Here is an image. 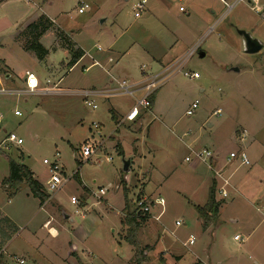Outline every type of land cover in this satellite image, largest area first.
Wrapping results in <instances>:
<instances>
[{"label":"rangeland","instance_id":"obj_1","mask_svg":"<svg viewBox=\"0 0 264 264\" xmlns=\"http://www.w3.org/2000/svg\"><path fill=\"white\" fill-rule=\"evenodd\" d=\"M138 1H16L20 25L34 22L43 12L53 16L55 28L41 40L49 54L39 60L24 51L22 45L17 47L7 31L6 44L0 48V70L12 73L15 88H24L26 72H32L41 82L39 90L50 92L11 97L14 99L7 104L8 120L3 113V122L9 124L4 137L15 133L24 139V145L12 146L4 150L6 153L0 151V174L9 175V160H14L25 162L40 177L49 179L44 160L53 162L59 154L68 182L49 195L43 210L40 201L33 199L24 205L18 200L9 205L8 213L16 217L17 224L9 233L8 227L5 233L1 232L4 227L0 228V247L7 248L0 264H21L17 259L24 264H80L78 256L83 264H134L128 218L136 213L138 198L151 203L162 197L166 203L164 214L163 208L152 205L150 218L136 233L140 249L146 250L142 264H197L199 259L219 264L226 253L235 257L240 251V243H234L233 237L242 230L237 223L228 221L234 216L237 219L238 210L225 211L223 224L218 214L207 230L196 206L208 202L212 172L216 201L221 207L232 202L229 192L234 188L231 182L235 173L236 179L251 168L255 172L252 186L264 187V160L257 157L255 162L259 165L252 166L247 152L253 140L264 143V49L258 54H245L238 34L247 31L264 45L263 11H254L248 0H225L226 5L220 0H148L145 12L135 17ZM86 4L89 8L80 13ZM180 5L191 12V24L182 31L174 22L179 18ZM3 28L5 25H0ZM57 29L97 57L103 55L97 46L106 53L117 39L120 42L115 49L124 53L131 47L130 52L113 70L98 66L86 70L84 67L91 64L89 58L70 70L72 55L58 46ZM8 30L12 33V28ZM196 45L199 50L187 61L189 51ZM200 51L206 52L205 58L199 57ZM107 58L102 57L100 63L107 66ZM157 59L164 64L156 66ZM142 66L147 67L148 74L170 66L182 71L157 90L154 108L143 110L141 117L145 121L140 120L137 125L124 123L116 129L112 109L126 116L144 92L109 100L90 99L97 109L85 104L79 95L89 89H117L114 80L129 84L143 81ZM235 68L240 71H233ZM184 72L197 73L199 78H187ZM196 101L199 106L194 115L187 116ZM16 109L22 117L14 115ZM85 143L100 146L96 156L88 161L82 155ZM204 149L215 157L211 170L193 158ZM241 151L246 152L251 165L242 166L239 160L226 166L222 163L217 169L221 172L218 177L217 162ZM187 157L190 161H186ZM127 161L131 165L125 172ZM124 181L128 183L126 187ZM222 188L228 192L225 199L220 193ZM101 189L106 194L98 198ZM87 198V205L82 206L81 200ZM48 217L55 219L52 227L60 231V237L53 238L48 229L42 228ZM190 237L195 238L194 245H189ZM169 254L179 255L178 262Z\"/></svg>","mask_w":264,"mask_h":264},{"label":"crops","instance_id":"obj_2","mask_svg":"<svg viewBox=\"0 0 264 264\" xmlns=\"http://www.w3.org/2000/svg\"><path fill=\"white\" fill-rule=\"evenodd\" d=\"M16 1L17 0H0V25H2V26L5 25V28L0 29V48H4V46L6 44L5 40H4V36H5L4 34H6L5 32H7V31H9L8 35L11 37V39L15 41L14 44L20 48L22 43L18 40V36L28 25L31 24V23L27 24L26 22H24L23 23L24 25H20V23L17 21L16 18H17V14L19 12H18V7H17ZM163 1L165 2V0H163ZM223 1H224V4L226 5V1L225 0H223ZM223 1H221V2L223 3ZM161 2H162V0H161ZM147 5H148V3H147ZM147 5H146V7H147ZM182 6H184V5L179 6V11H178L179 18L178 19L175 18V19H177L175 21L173 20L175 22V24H177V30L180 29V31H182L183 28H188L187 26H189L191 24L190 23L191 20L189 18L190 17L189 14L191 13L189 11L190 8H189V10H186V8H184ZM260 6H261V8H263V14H264V0H260ZM181 8H184L183 12L180 11ZM43 13H44L43 15H45L51 21L54 22L52 15H50L47 12H43ZM212 14H214V13L212 12ZM185 15L186 16L189 15V16L187 18H185ZM263 20H264V15H263ZM19 26H21V27H19ZM243 26H245V25H243ZM247 26L249 27L251 25L248 24ZM8 28H12V33H10L11 31L8 30ZM205 29L206 28L204 27L201 29V31L205 30ZM185 31H187V30H185ZM180 34H181V32H180ZM174 36H176V35H174ZM177 38H178V36H177ZM178 39H180V41L182 43L185 40V39L181 40L182 37L178 38ZM119 42L120 41L118 39L115 42H113L110 46V49L106 53H104V50L101 48V46H97V50L100 53L103 52V55H98V57L92 53L91 54L88 53L82 47L77 45V47L81 48L84 51V56L82 57V59L80 61H82L86 58H89V60L91 61V64L88 66H85L84 69L89 70L93 67L98 66V67L103 68V69L106 67H107L106 69H108L110 67L111 70H113L115 67V64L118 63L124 57V55L127 54V52L129 53L130 52L129 50L131 48L130 47L129 50H127V52H124V53L121 51L118 52L116 49H118ZM57 44H58V46H60L58 40H57ZM61 48H63V47H61ZM99 48H101V50H99ZM102 57H108L107 62L105 63L107 66L100 63L103 60ZM109 58H112L113 61L109 62ZM161 64H164V63H162L160 61V59H157L156 60V66L159 67ZM142 67H141V71H142ZM5 71H6V73H2V71L0 70V76L2 78L1 83H0V87L3 86L4 88L10 89V90L23 89V88H15L16 81L13 78L12 73H10L7 70H5ZM27 72H29V71H27ZM108 72H109V70H108ZM30 73H32V72H30ZM25 78H24V83H25ZM114 81L120 82L119 80H114ZM47 82H49V81H47ZM142 82L143 81H140L137 84L142 83ZM40 83L41 82L39 81V87H40ZM8 84L11 87H9ZM39 91L40 90H38L37 92H39ZM45 92H46L45 90L40 91V93H45ZM113 97H116V96H113ZM10 98H11V96H0V111L6 115V118H5L6 120H8V114L10 113L7 109V104H8V102L12 101V99H14V98H11V99ZM107 99L109 100L110 98H107ZM150 110H151V108H150ZM112 111L114 114L113 121L116 125H118V123L122 119H124L125 116L119 115L114 107H113ZM142 111L140 112V116L137 118V120L134 123H129V124L135 125L136 122H138L140 120L145 121V118L141 117ZM152 112L154 113L155 111H152ZM4 122H5V126H3L2 124L0 125V140L4 137V134L6 132H9V131H7L9 128L8 121H4ZM140 123H141V121H140ZM98 136H102V134L98 133ZM13 147L19 148L16 146H13ZM2 152H4V150ZM247 152H248V155H250L249 157H250L251 161L253 162L252 166L259 165L255 161H256L257 157H260V160H264V143L261 140H253L251 142L250 146L247 148ZM4 153H6V152H4ZM22 156H23V158L26 157L25 153H23ZM219 161L217 162L218 166L216 167V170L220 167V165L222 163H224V166H226V164H227V160L222 161V159H220ZM24 165L28 167L29 171L33 175V178L40 185H42L43 188L44 187L46 188V185H47V182L49 179H47V177H44L43 175H41L42 177H40V175H38V173L36 171H34L30 165L25 164V162H24ZM235 174H234V176H235ZM253 175H255V172H253L252 169L249 168L243 174L237 176L236 179L233 176L231 183L233 184L234 188H232L229 192L232 195L233 200L231 199L232 202H229V203L227 202V203L223 204L222 207L220 206L219 220H220L221 224L224 223V220L222 221V219H224L225 211H227V210L232 211V209H235V208L238 210L237 216H236L237 219H235L234 218L235 216H234V217H231L228 221L237 223L239 225V228L242 230V232H241V234L240 233L235 234L233 237L234 243H236V244L240 243V251H238L235 254L236 255L235 257H230V255H233L230 252L226 253L225 254L226 257L221 258V262L219 264H264V187L258 188V187L252 186V182H254L253 177H252ZM8 177H9V175L0 174V228L4 227L3 229H1L2 233H5L4 231H5L6 227H8L9 231L8 230L7 231L9 233L11 230L14 229V225L17 224L16 217H13L12 215H10V213H8L7 208L9 207V205H13L16 200H18V202L22 205L30 202L32 199L38 200L37 198H34L32 196L30 189L27 188L25 183H22L20 185L18 191H12V190L9 191V187L3 184V181ZM212 178H213V182H215L214 181L215 176H214L213 172H212ZM263 180H264V178H263ZM260 183H261V181H260ZM127 185H128V183L124 181V186L126 187ZM125 190H127V188ZM87 200H89V199L87 198V199L81 200V202H82L81 205L82 206L87 205V203H86ZM45 204L40 205L41 210L44 209ZM204 206L200 205V206H196V207H204ZM250 208H252V210ZM3 220L6 223H4ZM200 220H201V225H203V221L201 218H200ZM54 222H56V221L53 217H48L45 220V222L43 223L42 228L48 229V233L53 238H58V237H60V231L57 228L52 227V224ZM59 224H62V223H59ZM204 229L206 230V228H204ZM209 229L210 228H208L207 230H209ZM8 233H7V235H8ZM236 236H240L241 239L236 240L235 239ZM0 237H1V233H0ZM8 238H10V237H8ZM8 238H6V240ZM189 239H188V242H189ZM0 241H1V239H0ZM194 241H195V238H194ZM194 244H195V242H194ZM6 253H7V248L5 249L3 246H1L0 247V257H3L4 254H6ZM228 255H229V257H227ZM168 256L175 259L174 261H176V263L178 262V260L180 258L179 255H174V254H169ZM77 258L79 259L80 264H83L80 256H78ZM131 262H132V260H131ZM165 262H166V260H165ZM198 263H200V264H213L212 261H210L209 259H206L204 261L199 259ZM165 264H167V263H165Z\"/></svg>","mask_w":264,"mask_h":264},{"label":"built area","instance_id":"obj_3","mask_svg":"<svg viewBox=\"0 0 264 264\" xmlns=\"http://www.w3.org/2000/svg\"><path fill=\"white\" fill-rule=\"evenodd\" d=\"M223 1V0H221ZM245 0H239L238 3L244 2ZM224 2V1H223ZM249 4L252 5V9L258 13H261L263 11V8L260 6V0H248ZM148 3V0H140L138 1L135 6H134V12L136 17H140L143 12L146 10V5ZM89 6L86 4L83 7L80 8L79 12L83 13L85 9H88ZM233 8V6H230V9ZM181 12L184 11V8L180 9ZM101 50V48H99ZM199 50V46L193 47L188 55H187V61L188 59L195 54ZM113 59L109 58V62H112ZM147 67L143 66L142 71L144 80L142 83L139 84H129L126 81L122 82H117L118 88L113 89V90H102V91H97L94 89H89V90H83L79 93L81 97L85 99V104L87 105H92L93 102L90 101V99L100 97V98H111L113 96H118V95H131L134 96L135 93L142 91L144 92V95L142 98L137 99L136 105L128 112V114L125 116L124 119H122L118 125L116 126V129L120 126H122L124 123H134L137 118L140 116V112L142 110H150L151 106V99L164 84L170 80L176 73L181 72L182 70L178 69V67L173 68V66H170L168 68L162 69V71L153 73V74H148L146 71ZM184 76L190 79H197L199 78V75L197 73H189V72H184ZM1 76H0V83H1ZM39 90V81L36 78V76L33 73L27 72L26 73V78H25V88L20 89V90H10L6 89L3 86L0 87V96H11V97H21V96H26L30 94H35ZM50 91H46V93H49ZM199 103L196 101L192 104L191 108L188 109L186 112L187 116H192L194 115V111L198 108ZM93 108L97 109V106L93 104ZM14 115L16 117H22L23 114L20 110L16 109L14 112ZM4 120V115L0 111V124ZM95 129L99 128L98 124L94 125ZM245 139H243L244 141ZM24 144V139L20 136H18L15 133H9L6 134L3 140L0 142V151L1 150H9L12 146L20 147ZM97 143H85L83 148H82V155L85 161L90 160L93 156H96L97 151L99 149V145H96ZM59 154H57V158L53 162H49L48 160H44V164L48 166L49 168V180L46 185V193L48 195L53 194L56 191H59L67 182L68 179L63 176L62 173V168L59 164ZM77 156V155H76ZM194 159H197L203 163H206L210 169H213L212 166V161L215 159L213 153L211 151H208L206 149L201 150L199 152H196L193 155ZM239 160L242 166H250L251 162L249 160L248 155L246 154L245 151L237 153H230L229 158H227V164H231L232 162ZM108 161H112L111 158L108 159ZM186 161H190V158L187 157ZM220 171L216 170V175L218 177L220 176ZM220 193L222 196L225 198L228 197V192L222 188L220 190ZM106 194V191L101 189L98 194V198L104 196ZM165 200L162 197H157L155 198L151 203H148L146 198H138L135 202L136 206V214L137 215H143L147 216L152 213V205L158 206L163 208L162 214L165 212ZM178 226L181 224L179 221L176 223ZM236 240H240V236L235 237ZM194 238L190 237L189 239V245L194 244ZM18 262L21 264H24L23 260L17 259Z\"/></svg>","mask_w":264,"mask_h":264},{"label":"trees","instance_id":"obj_4","mask_svg":"<svg viewBox=\"0 0 264 264\" xmlns=\"http://www.w3.org/2000/svg\"><path fill=\"white\" fill-rule=\"evenodd\" d=\"M54 22L45 15L40 16L37 20L28 25L18 36V40L22 43L24 51L34 54L39 60H44L49 51L44 48L41 39L51 29H54ZM56 37L59 45L67 49L72 55L70 69L75 67L84 56V51L77 47L72 39L59 29L56 30ZM154 98L151 99V108L153 107ZM23 157V156H22ZM22 183H25L31 191L34 198L40 201V205H44L49 200V195L45 188L40 185L34 178L28 167L14 160H9V177L3 181V184L9 187V191H18ZM220 202L216 201V183L210 188L208 202L204 207H196L199 216L204 220V227L208 228L210 221L216 219L219 214ZM149 215H130L128 218L129 236L128 240L135 248L134 264H142L146 261V250H141L135 236L142 225L148 221ZM148 249V248H147ZM200 264V263H197Z\"/></svg>","mask_w":264,"mask_h":264},{"label":"water","instance_id":"obj_5","mask_svg":"<svg viewBox=\"0 0 264 264\" xmlns=\"http://www.w3.org/2000/svg\"><path fill=\"white\" fill-rule=\"evenodd\" d=\"M238 34L242 38L244 53L249 55H254L260 53L264 49V45L257 39L253 38L252 35L247 31H238ZM200 58H205L206 53L204 51L199 52ZM235 72H239L238 68L233 69ZM131 162L127 161L124 165V171L128 172L130 170Z\"/></svg>","mask_w":264,"mask_h":264}]
</instances>
